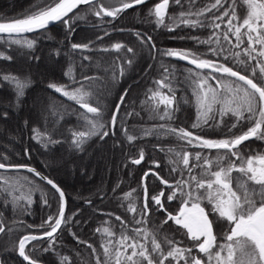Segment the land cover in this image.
Returning <instances> with one entry per match:
<instances>
[{
	"label": "trees",
	"instance_id": "1",
	"mask_svg": "<svg viewBox=\"0 0 264 264\" xmlns=\"http://www.w3.org/2000/svg\"><path fill=\"white\" fill-rule=\"evenodd\" d=\"M157 2L159 0H147L145 4L124 10L115 19L106 16L96 17L90 10L91 18L70 20L71 30L64 23L57 21L45 30L23 34V38L35 41L32 49L16 44L9 45L7 34H3L4 38L0 40V52L11 57L10 60L0 58V156L7 157L3 162L28 163L51 177L65 193V217H71V221L67 225L62 224L61 229L55 234V243L50 251H44L49 247L46 237L26 245V253L37 261L44 264H60L61 257H68L69 261L65 264L69 262L96 264L92 248L96 249L97 255L103 261L101 244L108 240L115 244L123 230L121 221H118L116 216H120L127 223L128 235H134L132 229L147 230L156 236L165 251L168 250V245L164 243L165 236L178 241L181 248L192 247L194 242L189 240L185 234L186 230L171 220L164 224L167 213L156 211L158 206L150 199L163 190L161 202L167 212L175 215L181 202L179 194L176 199L167 201L166 197L171 194V189L167 185H162L152 175L143 181L142 177L145 172L151 170L159 173L171 184L177 180L187 179V169H184L182 164H179L177 171L172 170L177 166L169 162L176 160L174 152L183 150L206 155L208 149L191 147L176 135L165 134L162 129L150 135H144V131L151 130L157 125L168 124L199 134L207 132V135L230 138L250 125L245 119L229 132L228 128L236 122V118L231 114L225 115L222 118L223 123L216 126L221 120L216 113L215 121L209 120L207 125L192 128L197 119V111L193 95L194 85L189 78V70L197 68L170 56L161 55L169 49L188 51L201 59L236 68L264 86V80L258 78V69L257 77H252L251 71H246L245 66L238 63V60H245L252 66L256 65L255 60L248 61L243 52H240L238 58L230 55L228 60L224 59V55L236 52L233 35L229 34L231 43L223 37L228 18L225 17L224 22L215 21L220 23L219 29L211 27L215 16L231 8L232 0H227L219 11L213 9L212 12L199 17L204 24L203 27L180 25L174 31H169L164 26H156L155 17L149 14V10ZM46 3L47 0H0V21L24 18ZM212 3L214 0H195V4L190 5L189 0H181L183 5L181 7L170 0L168 16H178L181 11H188L189 8L195 12ZM234 7L238 17L233 21L235 24L241 22L245 16L244 0H235ZM190 19L195 20L197 17L192 16ZM165 23H169L167 16ZM105 32L108 35H105ZM136 32L151 36L155 49L150 50L149 44H142L135 35ZM209 37L213 41L211 44L198 42L206 41ZM243 39L242 45L247 46L246 38ZM115 43L133 48L134 54L128 53L126 48L120 51L112 49L111 46ZM72 44H89L90 47L73 50ZM106 48L109 50L104 51ZM221 48L227 52L220 56L213 55L209 50ZM127 59H131L130 65L126 63ZM70 66L77 81H81L84 76L96 78L83 83L94 94L90 103L101 109L105 129L109 127L110 116L119 95L123 90H127L125 102L118 114L115 135L110 132L104 139H100L99 135L92 136L80 149L72 145V132L84 130L85 122L79 118V114L85 110L75 101L48 87L49 84L80 87L79 83L71 84L69 77L65 75ZM121 67L123 75L120 74ZM164 68H168L167 74L164 73ZM201 71L208 72L207 69ZM3 75L15 76L27 83L23 96L17 97L15 85L4 80ZM164 75H168L175 90L171 120L158 119L149 110V105L143 103L151 95L149 89L155 91L157 89L155 81L162 79ZM213 75L219 76V73ZM160 91L171 95L167 88H161ZM163 109L164 105L161 104V113ZM5 112L6 117L3 116ZM126 113L133 115L128 116ZM88 115L92 116L90 113ZM247 115L245 113V116ZM122 126L127 129L128 134L136 136L137 139L130 143L122 131ZM49 139L59 142L47 143ZM242 146L245 151L255 154L264 149L263 144L252 139L247 140ZM141 149L144 152V159L139 165L133 164L131 160L139 158ZM215 156L217 155L211 157ZM156 163L159 167H156ZM192 163L195 161L190 157V165ZM199 172L200 169L196 168L193 174L198 175ZM0 173L6 177L21 179L24 187L15 195L19 196L21 192L27 193L28 189H32L31 205L22 200L20 201L22 207H14L10 196L6 194L0 196V222L5 226V232L0 233V264H27L16 252L18 240L24 233H41L49 229L47 226L29 228L28 225L38 226L47 220L49 215H55L59 207V194L51 185L27 170L7 172L0 170ZM24 177L28 179H22ZM29 180L31 183H28ZM2 183L0 181V185ZM144 185L148 188L150 212L143 217L144 222L136 224L135 220L142 219L139 212L143 206ZM126 193H131L129 199L123 198ZM44 200H47V204ZM130 203L135 204L136 213L127 210ZM201 205L210 213V219L214 221L213 230L220 242L227 227L226 221L211 212V206L207 201ZM103 228L111 229L116 235L109 237L103 232ZM76 237L87 243H78ZM151 238L149 235L146 241L142 237L138 239L142 243L146 242L150 248ZM89 244L92 248L88 247ZM192 255L205 258L196 248H193ZM165 264H168V261H165ZM172 264H175V261ZM180 264H184V261L181 260Z\"/></svg>",
	"mask_w": 264,
	"mask_h": 264
},
{
	"label": "snow or ice",
	"instance_id": "2",
	"mask_svg": "<svg viewBox=\"0 0 264 264\" xmlns=\"http://www.w3.org/2000/svg\"><path fill=\"white\" fill-rule=\"evenodd\" d=\"M147 0H119L118 6L107 7L102 0H47L43 7L37 11L25 16L24 18L15 19L8 22H0V40H3V34H7L8 44H16L21 47L32 49L35 41L23 38V34L31 33L39 30L47 29L50 23L62 22L71 30L69 13L81 5L89 6L90 10L96 17H111L115 19L121 12L132 8L136 5L145 4ZM172 3L181 5V0H172ZM190 5L195 4V0H189ZM227 0H214L210 6L201 8L195 12L181 11L178 16H168V8L170 0H159L149 10V14L155 17V24L157 27H167L169 31H174L180 25L188 27H203V22L199 17L204 16L213 9L219 11L224 7ZM248 5V13L242 23L237 25L233 21L238 19L235 11V0H232L230 9H225L221 15L215 16L211 27L215 29L220 28L219 20L224 22L227 17L226 31L223 37L226 41L231 43L229 34L235 36L237 43L236 48H239L244 43L243 37H247L248 47L244 48V55L248 57V61L257 60L256 65L249 66L245 60H238V63L245 66L246 71H251L252 77H257V69L259 70V79L264 80V61L257 59L264 58V0H246ZM168 17L169 23H165V17ZM196 16L197 19L192 20L190 17ZM67 18V19H66ZM246 31L242 32L241 29ZM255 34V35H253ZM105 35H108L105 32ZM135 35L142 44H149L150 50L155 49V44L152 43L151 36L136 32ZM213 35H216L213 33ZM103 39V37H97ZM199 43L211 44L212 38L209 37L206 41H198ZM217 43L219 40L217 39ZM259 45V49L255 47ZM73 50L89 49V44H72ZM112 49L120 51L126 48L128 53L134 54V49L126 47L121 43H115ZM108 51L109 49H103ZM213 55L220 56L227 52L226 49L221 48L209 49ZM256 53V55H253ZM170 57H176L181 60H187L188 63L195 65L197 69H211L208 74L201 72H192L189 70V78L193 87V95L195 97V105L197 111L196 122L192 124V128H200L207 125L209 120L216 119L215 114L218 111L221 120L216 123L218 126L223 123L222 118L231 113L236 118V122L231 124L228 131L231 132L233 128L242 120H247L250 126L247 131L241 134L234 135L230 138L223 139H206L200 135L194 134L192 131L184 128H175L168 124H161L155 126L153 129L144 131V135H150L154 131L164 130L165 134H174L178 139L185 141L188 145L194 148L215 149L217 156L209 158L202 155L201 152L190 153L188 151L174 152L176 160H170V163L176 164L172 170L177 171L179 164H182L184 169H187L188 178L175 181L174 184L169 183L157 172L144 173L142 181L147 179L149 175L155 176L162 184L167 185L171 189V194L166 197L167 201H172L177 198L179 194L180 205L177 212L173 215L167 212L164 204L161 202L164 196L163 190L158 195L152 196L150 199L158 208L156 211H164L167 213L166 219L163 221L167 224L169 220L174 224L179 225L186 230V235L190 241L194 242L192 247L181 248L178 241L165 236L164 243L168 245V250L165 251L160 241L155 235L147 232V230L132 229L134 235L127 234V223L122 220L120 216H116L118 221H121L122 231L119 239L113 244L112 240L101 244L103 248L104 260L101 261L96 249L92 245V254L95 257L96 264H180L183 260L184 264H264V154H253L245 157L239 151V145L249 140L250 138H257L264 140V86L258 85L249 75L242 74L240 71L233 70L232 67L223 63H218L209 59H201L194 53L188 51H177L169 49L161 53ZM240 57V52L229 53L224 55V59L228 60L229 56ZM0 58L10 60V56H5L0 52ZM88 59V57H84ZM131 59H127L126 63L131 64ZM168 68H164V73H168ZM219 73L221 76H228L235 78L234 81H226L221 84V76L213 75ZM120 74L123 75V68L121 67ZM69 77L71 84H80V87L70 88V85L49 84L48 87L54 89L56 93L69 100L75 101L80 108L85 111L79 114L84 124V130L72 132V145L80 149L81 146L92 136L99 135L100 139H104L111 132L115 135V127L117 125L118 114L120 113L121 105L125 102L127 90L120 96L119 103L116 104L110 119V126L105 129V124L102 121L101 109L97 106H92L90 103L93 93L88 90L83 81H91L95 77L84 76L81 81H77L72 75L71 66L69 71L65 73ZM192 77H195L192 79ZM4 80L13 83L16 88L17 97L23 96L24 89L27 87L25 81L11 75H3ZM215 80L216 87H213L208 81ZM157 89L155 91L149 89L151 95L148 100L143 102L149 105V110L155 114L160 120H171L173 118L172 108L175 101V90L172 87V82L168 79V75H164L162 79L155 81ZM161 88H167L168 92L165 94L160 91ZM223 88L221 92L219 89ZM159 97L157 100L156 98ZM150 102V103H149ZM164 105L163 112H160V105ZM217 105L219 108L217 109ZM92 114L89 116L88 114ZM245 113L248 115L245 116ZM212 114V115H210ZM131 116L133 113H126ZM136 115H139L136 113ZM7 116V113H3ZM103 130V131H102ZM34 131H37L34 129ZM126 139L131 143L136 136L128 134L126 128H123ZM39 135V132H37ZM59 141L49 139L47 143H58ZM45 143V146H47ZM220 150H224L222 153ZM169 151H174L169 149ZM190 157L195 161L190 165ZM235 159H232V158ZM144 159L143 149L139 152V158L132 159L133 164L139 165ZM6 156H0V170L7 172L8 170L26 169L29 173H34L40 179L46 180L47 184L51 185L52 189L59 194V207L55 215H49L47 220L40 225H28L29 228L47 226L49 231L43 232L41 236L28 234L24 235L18 240V254L23 258L27 264H38L36 259H33L26 253V245L31 241L48 238L49 247L44 251H50L52 245L55 243V234L61 229L62 224L67 225L71 221V217H65V193L60 187L51 179L36 172L35 169L23 164H9L6 161ZM237 161L239 163H237ZM156 167L159 164L156 163ZM196 168L200 169L198 175L193 174ZM236 173L237 175H233ZM183 175V172L181 173ZM27 180V177L22 178ZM0 196L7 195L12 198L11 202L14 207H22L20 201L24 200L28 205H31L32 189H28L27 193L21 192L19 196L15 195L24 185L19 178L6 177L0 173ZM28 183H31L29 180ZM144 200L143 206L140 209V216L142 219L135 220L136 224L144 222L143 217H146L149 212V196L147 185L143 186ZM115 191V190H114ZM133 192L135 190H132ZM131 193L124 194V199H129ZM207 201L211 206V212L217 214L218 218L226 221L227 227L223 231V239L218 242L217 234L213 230L214 221L209 218L210 213L202 207V202ZM47 204V200H44ZM89 203H91L89 201ZM129 212L136 213L137 208L135 204L128 205ZM22 223V222H21ZM79 223V221H77ZM11 231V229H9ZM100 231V229H97ZM5 232L3 222H0V233ZM103 232L109 237L116 234L109 228H103ZM75 236V233H73ZM151 235V247L149 248L146 242H141L138 238H143L145 241ZM78 243H87L80 241L76 237ZM193 248L198 249L206 258H201L199 255H192ZM129 249L131 251L129 252ZM69 261L68 257H61L60 264H65ZM70 264V262H69Z\"/></svg>",
	"mask_w": 264,
	"mask_h": 264
},
{
	"label": "rangeland",
	"instance_id": "3",
	"mask_svg": "<svg viewBox=\"0 0 264 264\" xmlns=\"http://www.w3.org/2000/svg\"><path fill=\"white\" fill-rule=\"evenodd\" d=\"M102 2L105 3V6H107V7L118 6V4H119V0H102ZM244 2H245V5H246V12H245V16L242 18V20H243L244 18H246L247 13H248V11H249V9H248V5H247V3H246V0H244ZM258 2H259V0H258ZM89 11H90L89 6H87V5H82V6H80L79 8L74 9L72 13H69V17L72 18L71 20L89 19V18H91V14L89 13ZM241 23H242V21H241V22H235V24H237V25H239V24H241ZM241 31H242V32H245L246 29H245V28H242ZM253 35H255V34H253ZM243 38H246V40H247V37H243ZM233 40H234V43L236 44L237 41H236L235 36H233ZM246 47H248V45H247V46H244V45L241 44V46H240L239 48H236V47H235V48H236V52H243L244 48H246ZM255 47H256L257 49H259L260 46H255ZM243 53H244V52H243ZM253 55H255V53H253ZM246 57H247V56H246ZM247 59H248V57H247ZM257 59L264 61V58H260V57H258ZM255 63H257V60H255ZM191 71H192V72H201L202 74H205V75L208 74L209 72H211V71L208 70V69H207L208 72H203V71L198 70V69H191ZM219 76H221V74H219ZM192 78L194 79L195 77H192ZM234 80H235L234 78H232V77H228V76H226V75L221 76V84H223V83L226 82V81H234ZM208 82H209L213 87H216V85H214L213 82H212L210 79H209ZM219 90L222 92V91H223V88H220ZM218 108H219V105H217V109H218ZM229 114H231V113H229ZM259 153H260V154H264V149L261 150ZM257 154H258V153H257ZM201 206H202V205H201ZM202 207H203V206H202ZM221 241H222V239H221Z\"/></svg>",
	"mask_w": 264,
	"mask_h": 264
},
{
	"label": "flooded vegetation",
	"instance_id": "4",
	"mask_svg": "<svg viewBox=\"0 0 264 264\" xmlns=\"http://www.w3.org/2000/svg\"><path fill=\"white\" fill-rule=\"evenodd\" d=\"M212 82H213V84L214 85H216L217 86V83H216V81L215 80H212V79H210ZM217 114H218V111H217ZM235 118V117H234ZM250 125H248V126H246L244 129H242L238 134H241L242 132H244V131H247V128L249 127ZM189 131H192V130H189ZM194 134H196V135H200V136H202V137H204V138H206V139H223V138H229V137H227V136H222V135H219V136H211V135H207V132H205L206 134H199V133H196V132H194V131H192ZM238 134H236V135H238ZM250 139H252V141H254V140H258L261 144H263V146H264V140H261V139H257V138H250ZM246 142V141H245ZM245 142H243V143H245ZM242 143V144H243ZM242 144L241 145H239L238 147H239V151H240V153L242 154V155H244L245 157H247L248 155H253V154H255V153H253V152H247V151H245V148H244V146H242ZM201 150H203L202 148H201ZM224 150H220V152L222 153ZM218 154V152H217V150H215V149H213V150H207V152H206V156H208L209 158H212L211 156H213V155H217ZM232 159H235L234 157L232 158ZM237 163H239L238 161H237ZM209 218H210V216H209Z\"/></svg>",
	"mask_w": 264,
	"mask_h": 264
},
{
	"label": "water",
	"instance_id": "5",
	"mask_svg": "<svg viewBox=\"0 0 264 264\" xmlns=\"http://www.w3.org/2000/svg\"><path fill=\"white\" fill-rule=\"evenodd\" d=\"M13 20H15V19H13ZM8 21H12V20H7V21H0V22H8ZM55 23V22H54ZM51 24H53V23H50L49 25H51ZM48 25V26H49ZM177 51H180V50H177ZM172 58H174V59H176V60H179V61H181V62H183V63H186V64H188V65H191V66H193V67H195V65H193V64H190V63H188V61L187 60H181V59H179V58H176V57H172ZM233 68V67H232ZM208 70H210L211 71V69H208ZM233 70H237V71H240V70H238V69H236V68H233ZM242 74H245V73H243L242 71H240ZM247 75V74H246ZM250 77V76H249ZM251 78V77H250ZM254 80V79H253ZM254 82H256L255 80H254ZM257 83V82H256ZM258 84V83H257ZM259 85V84H258ZM125 92V90H123L122 92H121V94L119 95V98L117 99V101H116V103H115V105H114V108H113V110H112V113H113V111L115 110V106H116V104L117 103H119V101H120V96L123 94ZM112 113H111V115H112ZM110 119H111V116H110ZM109 126H110V120H109ZM6 163V162H5ZM9 164H23V165H27V166H29V167H31V168H33V169H35L36 170V172H38V173H40L41 175H43V176H46V177H48L49 179H51V180H53L51 177H49L48 175H46L45 173H43L42 171H40L39 169H37L35 166H33V165H31V164H28V163H9ZM23 170H26V169H23ZM34 174V173H33ZM35 175V174H34ZM36 176V175H35ZM38 178H40L39 176H37ZM42 180V179H41ZM43 181H45L46 182V180H43ZM54 181V180H53ZM55 182V181H54ZM47 183V182H46ZM56 183V182H55ZM57 184V183H56ZM58 185V184H57ZM59 186V185H58ZM60 187V186H59ZM60 189L62 190V188L60 187ZM63 191V190H62ZM65 205H66V198H65ZM50 230V228L48 229V230H46V231H49ZM45 232V231H44ZM28 234H33V235H37V236H41L42 234H43V232H41V233H24V234H22L21 236H20V238L21 237H23L24 235H28ZM19 238V239H20ZM16 252H17V254H18V244H17V248H16ZM19 255V254H18ZM38 262V264H44L43 262H40V261H37Z\"/></svg>",
	"mask_w": 264,
	"mask_h": 264
}]
</instances>
